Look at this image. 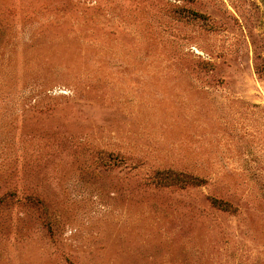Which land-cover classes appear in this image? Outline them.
Returning <instances> with one entry per match:
<instances>
[{
	"label": "rangeland",
	"instance_id": "374dc122",
	"mask_svg": "<svg viewBox=\"0 0 264 264\" xmlns=\"http://www.w3.org/2000/svg\"><path fill=\"white\" fill-rule=\"evenodd\" d=\"M0 264H264V0H0Z\"/></svg>",
	"mask_w": 264,
	"mask_h": 264
},
{
	"label": "trees",
	"instance_id": "16d2710c",
	"mask_svg": "<svg viewBox=\"0 0 264 264\" xmlns=\"http://www.w3.org/2000/svg\"><path fill=\"white\" fill-rule=\"evenodd\" d=\"M192 17H202L201 14H198L196 12H191ZM154 179L155 183L163 185V186H168V185H176L179 187H184V186H199L203 183H205V179L191 175V174H186L182 172H175V171H169V170H162V171H155L154 172ZM210 202L211 204L219 208L221 210H226V211H233V207L230 205L229 202L215 198V197H210Z\"/></svg>",
	"mask_w": 264,
	"mask_h": 264
}]
</instances>
